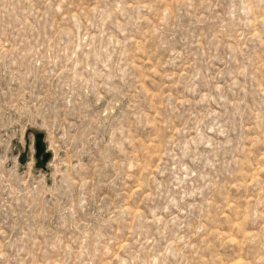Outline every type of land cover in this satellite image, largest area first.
Segmentation results:
<instances>
[{
  "label": "rangeland",
  "instance_id": "rangeland-1",
  "mask_svg": "<svg viewBox=\"0 0 264 264\" xmlns=\"http://www.w3.org/2000/svg\"><path fill=\"white\" fill-rule=\"evenodd\" d=\"M0 264H264V0H0Z\"/></svg>",
  "mask_w": 264,
  "mask_h": 264
},
{
  "label": "water",
  "instance_id": "water-1",
  "mask_svg": "<svg viewBox=\"0 0 264 264\" xmlns=\"http://www.w3.org/2000/svg\"><path fill=\"white\" fill-rule=\"evenodd\" d=\"M35 149L38 163L45 167L51 158V154L48 153L44 134L39 133L35 135Z\"/></svg>",
  "mask_w": 264,
  "mask_h": 264
}]
</instances>
